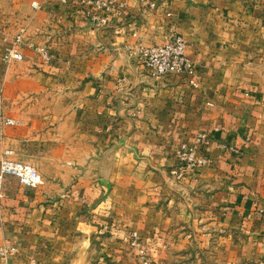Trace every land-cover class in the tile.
Instances as JSON below:
<instances>
[{
    "label": "crops",
    "instance_id": "crops-1",
    "mask_svg": "<svg viewBox=\"0 0 264 264\" xmlns=\"http://www.w3.org/2000/svg\"><path fill=\"white\" fill-rule=\"evenodd\" d=\"M23 1L49 58L6 63L0 36V159L10 150L40 184L5 179L0 264H142L138 249L155 264H264V0ZM174 34L198 88L137 62ZM201 134L209 164L177 181L179 146Z\"/></svg>",
    "mask_w": 264,
    "mask_h": 264
},
{
    "label": "built area",
    "instance_id": "built-area-1",
    "mask_svg": "<svg viewBox=\"0 0 264 264\" xmlns=\"http://www.w3.org/2000/svg\"><path fill=\"white\" fill-rule=\"evenodd\" d=\"M79 4L83 8L93 7L107 12L115 9V7H117V10H121L124 7L123 4L115 6L109 0H79ZM32 8L38 9L36 3L32 4ZM91 21L96 26L106 23L105 18L91 17ZM17 41L20 42L21 38H17ZM39 51L42 53L44 60L48 59V53L45 49ZM136 57L137 62L145 68L147 74L152 78L158 80L171 75L186 76L189 78V84L193 88H198V84L194 80L195 67L186 55V43L182 36L174 34L163 45L148 47L139 45L136 49ZM22 59V55L18 54L14 49L8 51L5 56V60L9 61H21ZM6 124L11 125L12 122L6 121ZM208 143V138L204 134L198 135L194 141V144L200 148H206ZM178 158L180 161L179 170L181 172L193 170L209 162V159L199 157L195 148H189L187 145L180 147ZM8 177L16 179L20 184L29 188H36L40 184V177L35 168L23 162L13 160L12 152L5 150L0 159V194L4 187V181ZM7 250L10 251L9 249ZM148 256L149 254L146 250L142 252L141 258L144 264H151ZM32 264L35 263L32 262Z\"/></svg>",
    "mask_w": 264,
    "mask_h": 264
},
{
    "label": "rangeland",
    "instance_id": "rangeland-1",
    "mask_svg": "<svg viewBox=\"0 0 264 264\" xmlns=\"http://www.w3.org/2000/svg\"><path fill=\"white\" fill-rule=\"evenodd\" d=\"M16 3H17V7L16 8H10V7L0 8V36L3 37V40L6 39L5 41H3L5 46L3 47L4 53H3L2 59L6 63H10L12 61L23 62V60H24L23 52L25 50H27V49L28 50H32L33 52L38 54L40 58H43L42 57V53L39 50L45 49V51L48 52L47 48L46 47L44 48L43 46L37 45L35 42H33L31 40V37L26 36L27 35V31L29 30L30 26H28V25L25 26L24 24L28 20H30V18H31L30 10H28V9H26L24 7L23 3H25V2L23 0H17ZM32 4H31V8H32ZM32 10L37 11L38 9H33L32 8ZM98 10H101V9H98ZM23 22H25V23H23ZM17 38H21V41L18 42ZM12 49L16 50L18 54L22 55L23 59L21 61L5 60L6 54L8 53V51H10ZM48 58H49V56H48ZM43 61H45V60H43ZM180 147H181V145L179 146V148L177 150V153H176L177 162H176V165H175V167L173 168V171H172V176L177 181L183 180L184 177L186 176V173L188 172V171L187 172H181L179 170L180 161H179V158H178V152H179ZM191 148H195L197 150V152H199V150H200V147L196 146L195 144ZM19 162H21V161H19ZM207 164H209V162L206 163L205 165H207ZM205 165H203V166H205ZM145 250L144 249H138V259L141 261L142 264H144L143 261H142V258H141L142 257V252L145 251ZM193 250L196 253L198 252V249H196V248H193ZM202 251H203L202 256H203L204 259L205 258L207 259V255L209 257L210 254H207V253L212 252L211 250H202ZM148 254H149V252H148ZM148 257H149V260H150L151 264H155L151 260L150 254H149ZM34 263L36 264V262H34ZM96 264H100V263L98 262ZM101 264H103V263H101Z\"/></svg>",
    "mask_w": 264,
    "mask_h": 264
}]
</instances>
